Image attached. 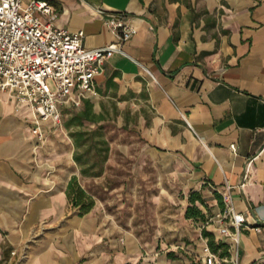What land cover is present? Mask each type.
I'll list each match as a JSON object with an SVG mask.
<instances>
[{"label": "crops", "instance_id": "1", "mask_svg": "<svg viewBox=\"0 0 264 264\" xmlns=\"http://www.w3.org/2000/svg\"><path fill=\"white\" fill-rule=\"evenodd\" d=\"M46 1L55 26L83 31L87 49L116 42L106 16L124 14L138 30L96 77L87 101L99 124L134 132L157 176L180 189L234 187L246 218L240 264H264V0ZM16 107L0 94V264H152L94 208L78 215L66 194L81 175L73 141L55 139L51 122L40 139L30 110ZM136 160L138 177L148 163Z\"/></svg>", "mask_w": 264, "mask_h": 264}, {"label": "built area", "instance_id": "2", "mask_svg": "<svg viewBox=\"0 0 264 264\" xmlns=\"http://www.w3.org/2000/svg\"><path fill=\"white\" fill-rule=\"evenodd\" d=\"M56 18V9L46 0H0V94L14 100L18 111L30 110L32 132L40 139L46 123L61 126L66 109H79L98 96L96 77L114 54L126 56L123 45L138 32L124 14L106 16L104 24L116 42L87 49L85 33L55 26ZM231 149L235 151V145ZM248 183L247 176L239 187L243 190ZM233 189L227 184L220 193L225 207L215 217L217 235L229 244L230 255L218 257L206 248L204 264H240V235L246 218L234 208Z\"/></svg>", "mask_w": 264, "mask_h": 264}, {"label": "rangeland", "instance_id": "3", "mask_svg": "<svg viewBox=\"0 0 264 264\" xmlns=\"http://www.w3.org/2000/svg\"><path fill=\"white\" fill-rule=\"evenodd\" d=\"M82 108L64 111L62 125L59 126L61 133L54 136L60 143H63L61 138L70 142L66 121ZM95 128L94 124L85 126L86 130ZM104 133L109 144L108 159L111 148L114 149L111 160L107 159L103 166L99 164L91 171L96 173L103 167V176L92 178L81 174L78 178L81 186L94 196V214L105 219L108 229L119 230L118 232L136 239L141 262L204 264L206 248L211 251L210 238L204 235V231L216 234L218 223L215 217L224 210L216 199L215 194L218 192L211 187L205 192L199 191L205 204L198 202L196 205L204 212L205 220L187 219L185 214L189 206L188 199L193 191L180 189L168 179L157 176L149 165L143 143L134 132L117 129L114 123H110L105 125ZM84 150L85 148L79 152L83 153ZM62 151L58 150L57 153ZM88 158L93 164L99 163L101 156L92 151ZM136 158L148 163L138 177L137 173H132L134 165L138 163ZM143 163L141 161V165ZM56 164L63 165V162ZM76 164L71 162L72 169L79 173L78 168L81 170V167L78 164L76 167ZM214 238L216 243L222 241L218 235H214ZM221 252L220 250L216 255L220 257Z\"/></svg>", "mask_w": 264, "mask_h": 264}, {"label": "trees", "instance_id": "4", "mask_svg": "<svg viewBox=\"0 0 264 264\" xmlns=\"http://www.w3.org/2000/svg\"><path fill=\"white\" fill-rule=\"evenodd\" d=\"M99 117L94 113L93 104L90 101H86L83 105V108L78 112L72 114V116L66 121L65 127L69 131V135L74 142L76 151L74 154L75 162L81 167V174L84 177H100L103 172V167H101L99 172L92 173L91 171L100 166L107 161L108 153H109V144L108 141L105 140V126L100 125ZM86 124H94L96 128L93 130H86ZM76 129V130H74ZM89 142H92L88 145ZM83 153L79 151L84 149ZM92 151H96L101 159L99 163H90V159L88 158ZM69 203L71 206L78 211V215L83 217L90 213L95 207V199L94 196L89 193L86 189H84L77 177H72L70 180L67 191H66ZM216 199L219 202V205L222 209H224V203L222 200V196L218 193L215 194ZM189 206L186 210L185 217L187 219H195V220H205L204 212L197 206L196 204L199 202L204 205L205 200L203 199L200 192H192L189 199ZM204 235L209 237V246L211 251L217 254L220 250L222 251L220 257L224 258L230 255V246L226 242H215L214 235L207 231H204Z\"/></svg>", "mask_w": 264, "mask_h": 264}]
</instances>
